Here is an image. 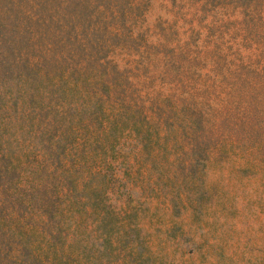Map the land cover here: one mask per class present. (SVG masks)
<instances>
[{"label":"rangeland","instance_id":"1","mask_svg":"<svg viewBox=\"0 0 264 264\" xmlns=\"http://www.w3.org/2000/svg\"><path fill=\"white\" fill-rule=\"evenodd\" d=\"M42 12L46 35L36 23L28 32L23 17L25 38L35 34L47 48L58 22V52L87 58L111 84L105 119L88 104L57 114V131L69 130L68 148L85 153V164L90 134L88 162L101 167L93 179L109 191L94 209L84 199L68 207L59 176L54 193L44 169L9 167L0 264H10L17 214L31 226L29 245L52 231L63 251L70 240L73 252L84 247L89 264H264V0H69ZM96 53L111 63L102 66ZM57 59L60 68L65 59ZM20 120L14 128L29 134ZM102 202L110 223L123 221L119 242L107 234L104 249ZM61 226L70 230L64 242Z\"/></svg>","mask_w":264,"mask_h":264},{"label":"trees","instance_id":"2","mask_svg":"<svg viewBox=\"0 0 264 264\" xmlns=\"http://www.w3.org/2000/svg\"><path fill=\"white\" fill-rule=\"evenodd\" d=\"M67 1L69 0H0V197L7 190L4 172L9 171V167L17 164L21 166L26 162L33 170L44 169L45 176L50 177L47 186L45 183L44 187L54 189V193H57L58 189L52 177H60L64 197L68 199L66 206L69 207L75 199H84L83 203L94 209L100 204L98 199L106 198L105 195H108L109 190L105 181L99 183L93 179L101 167L98 165L99 167L94 169L88 162V147L92 138L90 134L87 135V164H85V153L81 150L72 153L68 148V144L72 142L69 130L57 131V114L65 113L72 105L74 107L80 105L84 108V105L88 104L91 111L95 109L102 111L105 119L109 107L108 105L104 107L106 102L104 99H108L107 84H111L97 75V68H90L86 64L87 58L76 59L70 48L68 52L64 49L58 52L57 43L61 39L55 29L58 22L53 28L55 38L53 37L52 44L44 49L35 39V34L32 36L34 41L30 42L25 38V31L21 32L19 28L22 18L26 17L30 22L27 27H32L30 25L33 23L39 24L45 34V28H48L50 20L46 18V12L43 15V8L55 2L64 4ZM81 1L76 0V2ZM104 24H107L106 19ZM81 30L85 35L81 39L84 41L82 49H85L90 40L87 39V22H83ZM32 31H34L33 27L28 32ZM39 33L41 34L40 31ZM53 33H50V37ZM96 55V61L102 66L112 61L105 53H96ZM57 56L65 59L64 65H60V68L57 67L60 64ZM51 61L58 62L56 67H53ZM73 90L77 91L75 95L72 93ZM16 116L21 119L18 122L20 126L23 125V120H26L25 125L29 126V134L18 130L17 127L14 128ZM91 117L89 114V118ZM87 122L89 127L88 119ZM62 137L65 141L64 145L61 144ZM106 143L108 144V141ZM19 176L22 174L18 172L17 177ZM38 186H41L39 182L31 184L28 187L29 195L33 194ZM57 197L58 194L55 195V198ZM2 199L1 197L0 208L3 206ZM17 203L22 213L25 204L22 201ZM108 211V204L102 202L103 214L98 221L104 228L100 238L103 249L110 242L107 234L112 233L113 237V233H117L114 241L119 242L121 234L118 229L122 228L123 222L119 219L117 224L110 223L106 219ZM45 215L47 219L52 218L51 212ZM17 216L22 220V224L17 225V234L8 243L10 248H7L6 252L10 264H68V262L89 264L86 262L84 247L73 252V240H70L67 246H70L71 250L67 248L63 251L65 249L57 245L58 240L51 241V237L55 236L50 233L52 231L49 232V237L45 238L41 230L39 240L29 245L32 236L31 226L28 225L27 220L24 221V216L19 214ZM63 229L66 233L61 236L62 242L70 231ZM82 257L84 260H81Z\"/></svg>","mask_w":264,"mask_h":264}]
</instances>
